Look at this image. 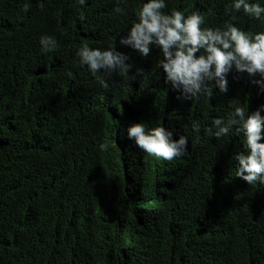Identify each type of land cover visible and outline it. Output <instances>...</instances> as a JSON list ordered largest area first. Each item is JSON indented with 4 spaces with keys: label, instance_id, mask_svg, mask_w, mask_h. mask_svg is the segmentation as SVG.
<instances>
[{
    "label": "trees",
    "instance_id": "obj_1",
    "mask_svg": "<svg viewBox=\"0 0 264 264\" xmlns=\"http://www.w3.org/2000/svg\"><path fill=\"white\" fill-rule=\"evenodd\" d=\"M142 1L0 0V47L20 41L22 52L19 78L0 73V264H264V182L228 179L224 148L232 137L209 136L195 120L198 114L227 112L229 100L261 103L264 90L252 81L264 76L227 80L226 92L208 81L211 97L174 96L160 67L151 66L156 50L145 61L120 44L137 22L127 27L147 2ZM249 2L264 7V0ZM234 3L165 0L162 11L198 12L202 29L232 23L248 33L264 32V14L256 19ZM42 36H51L57 47L41 51ZM81 37L101 50H134L130 71L151 83L139 81L133 110L149 123L184 129L187 155L166 164L143 159L142 149L133 150L120 135L122 108L96 114L81 105L77 91L88 75L78 69L76 55L67 54V45L76 47ZM105 79L128 91L125 76ZM8 110L21 128L32 125L23 137L4 139ZM101 143L110 146L107 151Z\"/></svg>",
    "mask_w": 264,
    "mask_h": 264
},
{
    "label": "clouds",
    "instance_id": "obj_2",
    "mask_svg": "<svg viewBox=\"0 0 264 264\" xmlns=\"http://www.w3.org/2000/svg\"><path fill=\"white\" fill-rule=\"evenodd\" d=\"M79 3L83 5L85 0H79ZM165 8V0H147L138 13L134 12L127 27L132 25V21L137 22L126 36L120 38V44L137 50L138 56L145 61L156 50L158 57L151 66L160 67L157 70L161 80L163 78L165 83L169 82L168 90L174 96L186 100L202 95L211 97L213 92L208 81H214L221 92H226L228 81L231 83L238 76L247 79L248 74L255 76L260 73L264 76V32L248 33L232 23H226L223 29H202L204 18L198 12L185 16L183 12L174 10L171 14H165L162 11ZM233 8L237 11L242 8L245 14L256 19L264 14V7L249 0H235ZM115 11L119 13L123 10L117 7ZM80 19H85L83 14ZM80 39L83 42L74 48L67 45V54L69 57L76 55L80 62L76 60L78 69L88 75L81 77L77 91L83 97V100L78 98L81 105L96 114L110 107L122 108V113L117 115L123 124L120 135L133 150L142 149L140 153L143 159L166 164L187 155L190 141L184 129L149 123L133 110V96L139 81L143 79L149 82L130 71L132 65L129 57L134 55V50L125 55L117 51L116 46L101 50L96 44H87L90 41L88 38ZM19 42L0 47V73L7 80L19 78L17 68L22 54ZM40 44L43 52L53 51L57 47L51 36H42ZM137 74L144 75L143 69L138 68ZM75 75L76 69L72 68L70 81L75 79ZM105 75L125 76L128 91L119 90L117 83L107 82ZM97 78L100 79L99 83L95 81ZM252 83L264 90V81L253 80ZM130 91H133L132 96H129ZM228 104L225 113L220 112L215 116L198 114L195 120L209 136L217 139L228 135L232 137L224 148L228 154V179L234 178L243 185L244 181L249 185L258 180L264 182V100L261 103L254 101L252 106L246 102L234 105L230 100ZM21 125L13 112L8 110L4 139H15L19 135L23 137L27 127H32L28 124L21 128ZM193 127L198 130L197 125ZM109 147L107 143L100 144L101 151H107ZM199 156L205 158V154ZM132 159L133 163H138V158L132 156ZM120 165L117 158L116 167ZM124 181L130 185L127 175ZM184 201L183 197L181 202Z\"/></svg>",
    "mask_w": 264,
    "mask_h": 264
}]
</instances>
